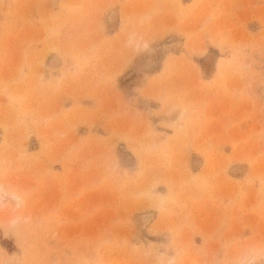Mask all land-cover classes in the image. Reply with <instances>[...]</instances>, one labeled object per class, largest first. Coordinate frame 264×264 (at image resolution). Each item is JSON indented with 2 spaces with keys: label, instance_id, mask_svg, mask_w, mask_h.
<instances>
[{
  "label": "rangeland",
  "instance_id": "1",
  "mask_svg": "<svg viewBox=\"0 0 264 264\" xmlns=\"http://www.w3.org/2000/svg\"><path fill=\"white\" fill-rule=\"evenodd\" d=\"M0 264H264V0H0Z\"/></svg>",
  "mask_w": 264,
  "mask_h": 264
},
{
  "label": "bare ground",
  "instance_id": "2",
  "mask_svg": "<svg viewBox=\"0 0 264 264\" xmlns=\"http://www.w3.org/2000/svg\"><path fill=\"white\" fill-rule=\"evenodd\" d=\"M115 15H116V11L112 12L111 14V18H112V21L115 19ZM110 18V17H109ZM110 20V19H109ZM149 62V61H148ZM54 63V62H53ZM149 64V63H148ZM145 65V64H144ZM211 69V68H210ZM196 162V165H199V162L198 161H195ZM195 164V163H194ZM154 218V214L151 213V212H148L146 214H144L142 217H141V227H145L147 226Z\"/></svg>",
  "mask_w": 264,
  "mask_h": 264
}]
</instances>
